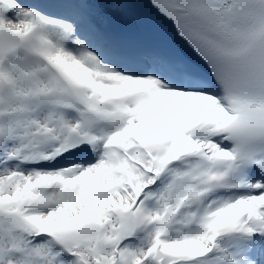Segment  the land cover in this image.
<instances>
[{
  "label": "snow or ice",
  "instance_id": "snow-or-ice-1",
  "mask_svg": "<svg viewBox=\"0 0 264 264\" xmlns=\"http://www.w3.org/2000/svg\"><path fill=\"white\" fill-rule=\"evenodd\" d=\"M0 264H264V0H0Z\"/></svg>",
  "mask_w": 264,
  "mask_h": 264
},
{
  "label": "bare ground",
  "instance_id": "bare-ground-1",
  "mask_svg": "<svg viewBox=\"0 0 264 264\" xmlns=\"http://www.w3.org/2000/svg\"><path fill=\"white\" fill-rule=\"evenodd\" d=\"M142 18V16H141ZM143 20V19H142ZM108 21H109V27L110 26H115L117 27L119 30L122 29L124 27V22L118 18H115L113 16H109L108 17ZM144 22V20H143ZM146 23L150 28L151 30L163 41L165 42L166 44H168L170 47H173L177 50H180L181 47H182V42H180L179 40H171L170 42L167 41V37L168 36H176L175 34V30H174V27L173 25H165L162 27V31L160 33H157L156 29H158L157 25L160 27V24L157 23V25L152 21V19H148ZM115 29V28H114ZM170 38V37H169ZM189 54L190 51H189Z\"/></svg>",
  "mask_w": 264,
  "mask_h": 264
}]
</instances>
